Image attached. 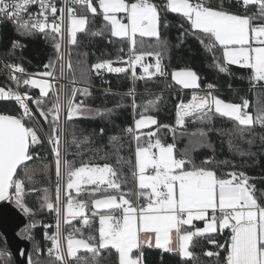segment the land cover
I'll return each mask as SVG.
<instances>
[{
  "label": "snow or ice",
  "instance_id": "obj_1",
  "mask_svg": "<svg viewBox=\"0 0 264 264\" xmlns=\"http://www.w3.org/2000/svg\"><path fill=\"white\" fill-rule=\"evenodd\" d=\"M31 5H38L39 11L27 13L28 18L24 19L22 14ZM77 6L93 16L98 14L99 9L104 26L100 30L88 29L89 17L87 14L78 15ZM233 7L243 8L244 11L234 12ZM162 8L182 15L189 27L185 28L184 23L179 25L182 29L179 41L182 43L188 36L197 39L207 53H212V63L219 72L226 73L228 64L240 65L252 70V80L264 82V0H235V5L231 0L227 4L225 0H220L215 6L207 3V0H167L163 6L153 0H98L97 4L93 0H63L59 8L55 0H0V17L13 21L17 31L25 35L37 30L45 34L46 38L53 41L56 52L55 59H50L44 65L46 70L38 74L26 73L19 64L6 63L5 67L11 70L9 79L15 82L17 88L0 87V99H13L22 109L18 116L0 114V201H13L26 215L34 216V212L24 202V181L31 182L34 173L27 162L34 157L40 158L36 149L44 148L45 141L54 156L55 198L53 201L49 189L44 188L41 204L42 208L46 207L56 216V231L51 235L45 233V239L51 241V247L47 249L49 257H52L49 264H71L69 258H74L77 264H87L77 255L81 249L92 254L93 264H99L101 251H108L111 256L112 249L115 250L118 264H143L145 245L195 259L194 253L189 250L193 238L225 229L231 230L230 240L221 244L209 239V243L215 245L218 251H209L207 256L219 259V250L223 249L227 253L223 264H264V204L258 203L255 185L249 182L250 178L242 171L234 170L218 176L214 169L207 167L217 163L212 158L196 165L190 158L188 146L180 153L181 158H177L175 144L165 146L158 137L160 128H167L173 133L176 128L159 125L154 116L145 114L149 107L157 105L161 97L156 96L143 104L141 107L144 111L134 120V127L130 125L124 129L127 133H136V167L133 176L137 184L134 188L123 191L122 183L126 182L119 179L117 170L108 163L102 166L81 164L74 168L62 154V135L66 131L64 125L74 117L92 111L84 106L83 101L77 103L75 99L78 93L90 95L87 87L74 86L69 95L64 85L57 86V81L65 75L66 61L61 46L66 22L67 42L70 45L77 44V33L98 36L103 35L105 29H110L111 37L128 42V59L124 60L122 56L117 58L127 67H113V61L105 60L91 66L97 74L101 69L125 74L131 69L134 81L144 79V75L151 79L166 75L162 59L168 43L162 37L161 28L167 27V24L161 18ZM250 8L256 11L249 14ZM144 38H155L156 43L151 46V50H143ZM252 41L257 46L254 47ZM21 46L18 41H13V48ZM120 51L123 52V48ZM217 51L222 52V59L215 54ZM146 56H154L155 64H143ZM57 63L59 75L50 70ZM137 64L144 71V75L139 77L135 72ZM67 67H72L70 61H67ZM149 68H154V71L149 72ZM81 77H85L84 71ZM171 77L185 89L200 87L199 77L193 70L173 71ZM20 86L38 88L39 96L32 97L27 91L19 92ZM213 88L214 85L208 84L207 95L194 92L187 103L181 100L176 106L175 125L184 126L186 117L203 122L218 114L238 122L237 130L241 134L244 128L240 126L259 124L264 127V111H258L253 116L246 111L249 107L247 99L241 98V103L225 102L212 94ZM134 92L135 89H130L128 95L133 96L135 109ZM30 105H34V108ZM95 111L97 115H107L113 110ZM28 122H33L34 126H26ZM45 124L50 129L46 134ZM151 125H156L157 131H141ZM199 135L204 136L205 133L200 131ZM145 136L147 146L141 143ZM73 142L77 141L74 139ZM110 143L117 147L120 138L113 136ZM153 149L158 151L154 152ZM50 167L44 166L45 170ZM18 169L23 172L22 177ZM149 171L151 174H148ZM65 175L67 180L62 197ZM82 185L95 186L90 194L100 192L101 186H105L103 192L111 190L115 194H106L91 201L92 217L99 218L98 236L76 238L75 233L80 230L74 229L64 237L62 225H70L77 217L81 218L84 226L93 224L92 219L85 215L88 202L76 199L71 194L74 189L79 195L84 190ZM28 190L37 191L34 188ZM261 195L264 196V193ZM127 197H135V202ZM142 198L146 204H139ZM194 220L204 221V227L196 228ZM38 223L33 221L25 231ZM186 225H191L194 230L182 227ZM134 249L138 251L137 255H133ZM40 251L37 247L36 252ZM21 254H25L23 250ZM4 255L0 252V258ZM28 259L29 264H41L31 256Z\"/></svg>",
  "mask_w": 264,
  "mask_h": 264
},
{
  "label": "trees",
  "instance_id": "obj_2",
  "mask_svg": "<svg viewBox=\"0 0 264 264\" xmlns=\"http://www.w3.org/2000/svg\"><path fill=\"white\" fill-rule=\"evenodd\" d=\"M97 4L98 0H93ZM159 5H166L167 0H153ZM220 0H207V3L215 6ZM228 3V0H225ZM235 5V0H231ZM234 12L242 13L243 8L233 7ZM255 8L249 9V14L255 12ZM93 16L87 13L85 9L80 10V14H87L90 20L87 26L90 30H100L105 22L102 14ZM161 18L166 22L167 27L161 28L162 37L168 43V48L163 52L162 64L164 65L166 75L161 77L157 75L149 79L144 75L142 67L137 64L135 72L137 77L144 75V79H132V73H110L106 69L99 70V73L91 69L95 63L106 59H115L120 57L127 48L128 42L116 37H111L110 29H105L103 35L92 36L85 32L77 33V44L70 45V55L73 63L75 76L82 84L91 86L90 95L82 96L79 93L76 96V102L83 101L86 108L92 111L84 113L82 116L74 117L66 124V160L72 166L80 167L81 164H110L117 170L118 177L122 183V190L127 191L136 186V178L133 176L135 170V156L133 145L137 146L134 136L124 131L128 126H133L134 120L139 118V114L144 109L141 107L156 96L161 97L155 107H149L146 115L154 116L159 125H170L176 128L175 133L167 128L158 130V137L162 143L175 144L177 158H181L180 153L188 146L190 158L196 165L202 161L212 158L215 162L207 167L214 169L218 176L231 171H242L249 178L250 183L255 185L257 190L258 203L264 204V127L259 124L253 126H240L244 128L241 134L237 130V123L230 118L221 117L218 114L213 115L209 121H200L193 117H186L184 126H176V106L180 100L188 101L195 90L183 89L172 80L171 73L178 70H193L197 73L200 85L212 84L214 88L212 94L223 99L225 102L241 103V98L249 101L247 112L253 116L258 111H264V82H257L251 79L252 72L249 68L240 65L228 64V71L221 73L212 63V53H207L199 41L192 36L186 37L183 42L179 41V35L182 29L179 25L184 23V27L189 25L184 21L181 14L172 13L169 10H161ZM13 41H18L21 47L13 48ZM156 43L155 38H144L143 50H151V46ZM178 45V46H177ZM123 48V52L120 49ZM140 49H138L139 51ZM222 59V52L215 53ZM0 56L5 59H12L25 70L35 72H44V65L50 59H55L56 52L53 41L46 38L45 34L38 30L31 35H25L18 32L15 23L8 21L5 25L0 24ZM155 61L154 56H146V60ZM154 65V64H151ZM51 70V69H50ZM85 72V77H81V72ZM154 68H149V72ZM5 71L0 67V87L12 88ZM198 88V89H199ZM22 92L27 91L32 97L39 96V89L31 86H20ZM107 89L109 91L105 92ZM130 89H135L134 98L137 107L133 108V96L128 95ZM34 107V105H33ZM20 107L16 102L0 99V114L19 115ZM96 109L113 111L107 115H97ZM32 124V123H31ZM34 125V124H33ZM47 133L50 131L47 124L44 125ZM103 129V133H101ZM141 131H157V126L153 125ZM203 131L204 136L199 135ZM195 134V135H193ZM116 136L120 138L117 147H113L110 138ZM175 136V139L173 138ZM85 137L87 140L85 141ZM77 142H73V140ZM155 138H153L154 140ZM147 137H143L141 143L146 144ZM251 141V143H249ZM40 158H35L27 163L29 169H34L32 181H24L25 192L24 202L33 212L34 216L26 215L29 225L33 221H38L35 227L29 228L30 249L29 254L33 260H39L41 264H49L52 257L46 253L47 242L43 237L44 225L50 222V213L48 209L42 208V189L48 188L53 198V163L49 154L46 141L44 148H37ZM226 162V163H224ZM218 164V166H217ZM50 165V169L45 170L44 166ZM189 168L191 165L188 166ZM20 176L23 172L18 169ZM228 178V177H224ZM94 185L83 187V191L77 195L75 190H71L74 198L86 200L89 207L85 215L92 219V226H84L81 218H76L70 225H65L66 237L74 229H79L75 233L76 238H87L89 236H98L99 218L92 217L91 201L106 194H115L111 190L108 193L103 192L105 186H101V191L91 193ZM34 188L37 191H29ZM133 199L135 197H127ZM143 198L139 204H145ZM202 223L203 221H198ZM196 227V223H193ZM185 229H193L192 226H182ZM231 230L225 229L216 233H209L205 236L194 237L189 250L195 255V259L183 258L178 252H166L156 247L143 248V264H223L227 253L220 249V256L209 257L207 252L218 251L215 245L209 243V239H215L218 243L225 244L230 240ZM40 252H36V248ZM0 252L5 255L0 258V264H14L11 253L0 234ZM112 255L108 251H101L98 257L99 264H118L115 250L112 249ZM138 251L134 250L133 255ZM78 256L82 257L87 264H93L92 254L86 250L78 251ZM71 264H77L74 258H70Z\"/></svg>",
  "mask_w": 264,
  "mask_h": 264
},
{
  "label": "built area",
  "instance_id": "obj_3",
  "mask_svg": "<svg viewBox=\"0 0 264 264\" xmlns=\"http://www.w3.org/2000/svg\"><path fill=\"white\" fill-rule=\"evenodd\" d=\"M55 2H56L57 7L59 8V7L62 6L63 0H55ZM81 9H83V8H80L78 6L76 7V11H77V14L78 15L80 14V10ZM38 11H39L38 5H31L27 9V12L22 14L23 15V18L24 19H27L28 18L27 13H36ZM8 21H11V20H8L6 18L0 17V24L5 25V23H7ZM11 22H13V21H11ZM66 27H67V22L65 24V36H64V40L62 41V46H61V52L64 53V55H65V61H66V63H65V75H64V77H62L61 79H59L57 81V86L64 85L66 87V91L70 95L71 94V89L74 86L75 87H78V88L87 87L89 90L92 89V88H91V86H89L87 84H82V82H79L77 80L76 76H75V71H74V67H73V63H72L71 55H70V49H69L70 44H68V42H67L68 38H67ZM128 55H129V44L127 45L126 50L124 51V53L121 56L123 57L124 60H127L128 59ZM106 60L113 61V67H127L126 64L118 62L117 58H115V59H106ZM67 61H70L71 62L72 67L70 69L67 67ZM6 63H10V64H17V63H16L15 60H13V58L12 59H8V60H5V59H3L0 56V67L5 71V74H6L7 78H8L9 83H10V85H12L11 86L12 89H16L17 88V85L15 84V82L12 81L11 79H9V75H10L11 70L5 67V64ZM51 71H53L55 75H59V63H57V66L55 68L51 69ZM129 71H130V73H132L131 72V69H129ZM25 72L28 73V74H38V73H42V72H35V71H32V70H25ZM17 75H20V74L17 73ZM36 78L39 79L40 76L37 75ZM74 81H75V83H74ZM18 90H19V92L23 93L21 91L20 87H19ZM104 91L109 93V91L107 89H105ZM194 92H196L197 94L202 95V96L203 95H207V85H205L204 88H202V89L201 88L196 89ZM1 100H7V101H13V102H15L13 99H1ZM188 101H184V102L187 103ZM30 106L33 107L32 105H30ZM21 112H22V109H20V113ZM26 126L32 127L34 125H33V122H28L26 124ZM64 127L66 129V125H64ZM44 133L45 134L47 133L45 127H44ZM130 134H132L134 136V133H130ZM66 138L67 137H66V131H65L63 133V135H62V146H63V152H62V154H63V156H64L65 159H66ZM47 146H48V150H49L50 146L48 144H47ZM49 154H50V157H51V160H52V163H53V201H54V198H55V185H56V175H55V168H54V156L50 153V151H49ZM148 174H151V172L149 171ZM66 180H67V177L65 175L64 181L62 183V197H63V187L66 184ZM84 201H86V200H84ZM64 203H66V200H64ZM49 213H50V219H49L50 222L48 224L44 225V232H43L44 233L43 234L44 239H45V233H47L48 235H51V234H53L56 231V227H55V224H56V216H55V213L54 212H50V211H49ZM209 215H211V212H209ZM77 218H80V217H77ZM40 224L43 225V223H40ZM65 225H62V234H63L64 237H66V234L64 233L65 232ZM45 226H50V227H45ZM45 240L47 242H49V246H47V249H48L49 247H51V241L50 240H47V239H45ZM64 243H65V247H66V240L64 241ZM46 253H47V250H46Z\"/></svg>",
  "mask_w": 264,
  "mask_h": 264
},
{
  "label": "water",
  "instance_id": "obj_4",
  "mask_svg": "<svg viewBox=\"0 0 264 264\" xmlns=\"http://www.w3.org/2000/svg\"><path fill=\"white\" fill-rule=\"evenodd\" d=\"M29 163V162H27ZM29 220L11 201H0V234L14 260V264H29ZM25 254H21V251Z\"/></svg>",
  "mask_w": 264,
  "mask_h": 264
},
{
  "label": "crops",
  "instance_id": "obj_5",
  "mask_svg": "<svg viewBox=\"0 0 264 264\" xmlns=\"http://www.w3.org/2000/svg\"><path fill=\"white\" fill-rule=\"evenodd\" d=\"M98 3V2H97ZM123 14H120V16H122ZM123 22L124 23H127V21L126 20H123ZM252 43H253V46L255 47V46H257V44H256V42L255 41H252ZM145 65H151V64H155V61H154V63H152V60H150V59H148V60H146V63H144ZM245 68H247V67H245ZM250 69V68H249ZM142 70H143V68H142ZM251 70V69H250ZM251 72H252V70H251ZM181 88H183L181 85H179ZM183 89H185V88H183ZM190 90H193V89H190ZM196 90V89H195ZM151 126H153V125H151ZM151 126H149V127H151ZM133 127H134V124H133ZM149 127H146V128H149ZM145 129V128H144ZM146 204V203H145ZM209 212H211V211H209ZM196 223V228H203L204 227V221L202 222V223H200V222H198V221H193V223ZM186 226H191V225H186ZM187 230H194V229H187ZM172 235H173V237L175 236V230H173V233H172ZM175 243H176V241H175V239H173V244L175 245ZM153 245H154V240H153ZM153 247H155V246H153ZM81 250H83V249H81ZM134 250H136V249H134ZM133 250V251H134Z\"/></svg>",
  "mask_w": 264,
  "mask_h": 264
},
{
  "label": "rangeland",
  "instance_id": "obj_6",
  "mask_svg": "<svg viewBox=\"0 0 264 264\" xmlns=\"http://www.w3.org/2000/svg\"><path fill=\"white\" fill-rule=\"evenodd\" d=\"M33 106V105H32ZM34 108V107H33ZM135 150H136V147H135V145H133V152H134V156H135ZM153 151L155 152V151H158L157 149H153ZM135 167H136V165H135ZM135 171V170H134ZM136 183H137V181H136ZM85 186H87V185H82V188L83 187H85ZM74 190V189H73ZM103 196H101V197H98V198H95V199H99V198H102ZM94 200V199H93ZM12 203H14L13 201H11ZM15 204V203H14ZM15 206H16V204H15ZM17 207V206H16ZM93 207V206H92ZM19 208V207H18ZM20 209V208H19ZM20 211H21V209H20ZM22 212V211H21ZM25 216H26V214L24 213V212H22ZM29 223V222H28Z\"/></svg>",
  "mask_w": 264,
  "mask_h": 264
}]
</instances>
